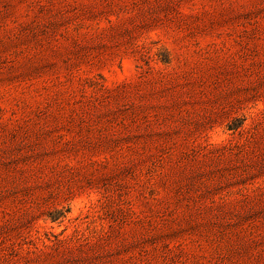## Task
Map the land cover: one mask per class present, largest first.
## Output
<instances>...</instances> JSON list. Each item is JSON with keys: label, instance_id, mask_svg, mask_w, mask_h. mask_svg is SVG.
I'll return each instance as SVG.
<instances>
[{"label": "rangeland", "instance_id": "374dc122", "mask_svg": "<svg viewBox=\"0 0 264 264\" xmlns=\"http://www.w3.org/2000/svg\"><path fill=\"white\" fill-rule=\"evenodd\" d=\"M0 264H264V0H0Z\"/></svg>", "mask_w": 264, "mask_h": 264}]
</instances>
